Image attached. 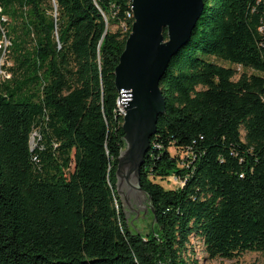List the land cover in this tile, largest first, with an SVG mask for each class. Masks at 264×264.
<instances>
[{"label": "trees", "instance_id": "trees-1", "mask_svg": "<svg viewBox=\"0 0 264 264\" xmlns=\"http://www.w3.org/2000/svg\"><path fill=\"white\" fill-rule=\"evenodd\" d=\"M132 21L131 0H0V264H189L193 236L210 259L264 264V0H203L165 69L146 235L115 187Z\"/></svg>", "mask_w": 264, "mask_h": 264}, {"label": "water", "instance_id": "water-1", "mask_svg": "<svg viewBox=\"0 0 264 264\" xmlns=\"http://www.w3.org/2000/svg\"><path fill=\"white\" fill-rule=\"evenodd\" d=\"M202 10L203 0H131L132 26L114 69V83L120 92L124 133L115 187L133 233L145 234L147 225L152 230L155 221L139 171L157 119L165 111L159 82L190 38Z\"/></svg>", "mask_w": 264, "mask_h": 264}, {"label": "rangeland", "instance_id": "rangeland-1", "mask_svg": "<svg viewBox=\"0 0 264 264\" xmlns=\"http://www.w3.org/2000/svg\"><path fill=\"white\" fill-rule=\"evenodd\" d=\"M211 59L220 63V64L229 66L228 63L222 62L221 60H217L214 58H211ZM235 69H236V72L238 75H240L243 72H245L247 74L254 73L252 70L243 69L241 66H236ZM237 77L238 76H235L234 79H236ZM33 136L35 138L36 132L33 133ZM33 141H34V139H33ZM153 180H155L156 182L161 184L166 189L175 188L181 184L180 180L175 178L174 176H170L166 179L156 178ZM150 231H151V225H147V232L145 234H142V235H146ZM190 246L192 247V249L194 251L193 257H194L196 262L195 263L190 262L189 264H261V256L257 252H247L244 255H242L238 258H234L232 260L222 259V258L210 259V258H208L207 254L204 250V246H203L202 241H200L198 238H196L194 236L190 238Z\"/></svg>", "mask_w": 264, "mask_h": 264}, {"label": "bare ground", "instance_id": "bare-ground-1", "mask_svg": "<svg viewBox=\"0 0 264 264\" xmlns=\"http://www.w3.org/2000/svg\"><path fill=\"white\" fill-rule=\"evenodd\" d=\"M131 14H132V12H131ZM118 106L120 107V109H121V106H120V104L118 103Z\"/></svg>", "mask_w": 264, "mask_h": 264}]
</instances>
